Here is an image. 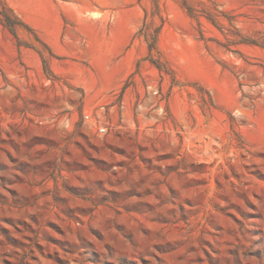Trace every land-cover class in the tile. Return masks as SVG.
<instances>
[{"label": "rangeland", "instance_id": "374dc122", "mask_svg": "<svg viewBox=\"0 0 264 264\" xmlns=\"http://www.w3.org/2000/svg\"><path fill=\"white\" fill-rule=\"evenodd\" d=\"M3 8L0 264H264V0Z\"/></svg>", "mask_w": 264, "mask_h": 264}, {"label": "trees", "instance_id": "16d2710c", "mask_svg": "<svg viewBox=\"0 0 264 264\" xmlns=\"http://www.w3.org/2000/svg\"><path fill=\"white\" fill-rule=\"evenodd\" d=\"M0 17L2 23L17 38V29L20 25H22V22L17 17L10 14V12L6 10V8H3V10L0 11Z\"/></svg>", "mask_w": 264, "mask_h": 264}, {"label": "built area", "instance_id": "2783aa9c", "mask_svg": "<svg viewBox=\"0 0 264 264\" xmlns=\"http://www.w3.org/2000/svg\"><path fill=\"white\" fill-rule=\"evenodd\" d=\"M104 109V108H102ZM87 119H90V116H86ZM96 119H97V127H98V131L100 135H105L107 134V130L108 127L105 124V121L103 120L102 114L101 113H97L96 115Z\"/></svg>", "mask_w": 264, "mask_h": 264}]
</instances>
